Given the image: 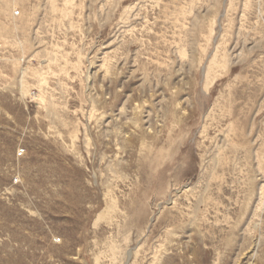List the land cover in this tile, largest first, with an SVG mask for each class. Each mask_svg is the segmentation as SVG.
Returning <instances> with one entry per match:
<instances>
[{"label": "rangeland", "instance_id": "374dc122", "mask_svg": "<svg viewBox=\"0 0 264 264\" xmlns=\"http://www.w3.org/2000/svg\"><path fill=\"white\" fill-rule=\"evenodd\" d=\"M0 264H264V0H0Z\"/></svg>", "mask_w": 264, "mask_h": 264}, {"label": "bare ground", "instance_id": "6f19581e", "mask_svg": "<svg viewBox=\"0 0 264 264\" xmlns=\"http://www.w3.org/2000/svg\"><path fill=\"white\" fill-rule=\"evenodd\" d=\"M15 10V9H14ZM35 70V69H34ZM110 70V69H109ZM27 75V74H26ZM21 81V80H20ZM50 113V112H49ZM51 114V113H50ZM178 192V191H177Z\"/></svg>", "mask_w": 264, "mask_h": 264}]
</instances>
